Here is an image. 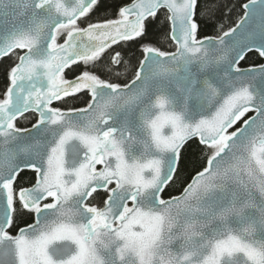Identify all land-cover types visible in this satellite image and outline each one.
<instances>
[{"label":"snow or ice","instance_id":"obj_1","mask_svg":"<svg viewBox=\"0 0 264 264\" xmlns=\"http://www.w3.org/2000/svg\"><path fill=\"white\" fill-rule=\"evenodd\" d=\"M0 264H264V0H0Z\"/></svg>","mask_w":264,"mask_h":264},{"label":"trees","instance_id":"obj_2","mask_svg":"<svg viewBox=\"0 0 264 264\" xmlns=\"http://www.w3.org/2000/svg\"><path fill=\"white\" fill-rule=\"evenodd\" d=\"M224 3L227 4H239L240 0H223ZM240 15L239 8H236L233 13H227L225 12L224 18L222 20L217 21L218 23H222L224 25V29L226 30L229 26H234V21L238 19V16ZM217 29L210 28L209 34H215Z\"/></svg>","mask_w":264,"mask_h":264}]
</instances>
